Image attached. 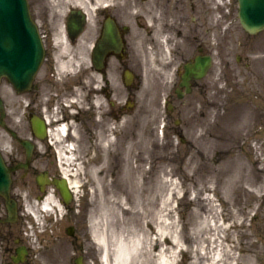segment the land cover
I'll list each match as a JSON object with an SVG mask.
<instances>
[{"label":"flooded vegetation","instance_id":"flooded-vegetation-1","mask_svg":"<svg viewBox=\"0 0 264 264\" xmlns=\"http://www.w3.org/2000/svg\"><path fill=\"white\" fill-rule=\"evenodd\" d=\"M210 1L28 0L45 55L30 87L16 90L7 78L2 83L0 122L14 142L8 161L20 181L21 227L17 238H2L7 262L22 250L19 264H102L91 228L95 208L85 199L78 207L73 189L67 203L62 190L75 178L83 180L84 194L97 189L93 181L101 182L114 168L120 148L126 153L136 127L149 118L141 100L146 103L152 97L147 93L152 64L148 52L161 51L154 35L165 36L164 50L171 57L162 73L172 74V88L159 87L153 94L156 108L163 106L165 128L177 115L176 132L189 146L193 143L185 132L198 127L197 132H207L215 84V43L208 36L214 18ZM186 51L192 53L189 58L176 55ZM198 58L201 66L189 72L187 66ZM174 60L179 62L171 66ZM245 67L252 70L249 63ZM159 82L167 83L162 76ZM68 159L81 165L79 174L77 167L64 174ZM49 194L63 202L66 222L54 242L59 255L51 261L46 257L54 247L48 244L37 250L26 237L24 221L31 205L27 198L43 200Z\"/></svg>","mask_w":264,"mask_h":264},{"label":"rangeland","instance_id":"rangeland-1","mask_svg":"<svg viewBox=\"0 0 264 264\" xmlns=\"http://www.w3.org/2000/svg\"><path fill=\"white\" fill-rule=\"evenodd\" d=\"M225 1V9H217L215 21L212 19L209 22L211 31L208 36L215 43L212 53L215 84L210 95L214 107L208 114L210 127L207 132H197L199 127L197 131L185 132L193 143L189 146L181 141L176 132L177 115H172L167 128L162 127L163 106L156 108L153 94L159 87L170 91L172 82L167 76L170 72L162 73L165 66L163 61H159L156 66L150 63L147 93L149 96L151 94L152 101L147 99L145 103L146 99L141 100L150 116L136 127L133 141L128 145L130 153H123L120 148L119 161L111 171H106L100 190L93 188L90 193L84 194L81 179L76 198L78 207V203L85 199L86 204L93 206L96 211V199L101 202L103 197L112 199L125 192L128 188L125 178L127 161L133 167L144 164L148 172L149 199L154 189L152 179L149 180L150 172H159L161 168L171 171L177 193L171 199L170 206L175 224L171 226L170 220L165 223L166 230L176 235L173 237L175 245L166 254L169 264H195L197 246L204 245L210 252L214 243L205 241V238L219 237L218 233L223 245L230 249L224 256L226 264H264V30L255 35L249 34L241 26L238 1ZM223 16H229L232 28L229 29L226 22L219 23L224 20ZM194 23L197 25V22ZM141 44L145 48L146 62L149 63L146 44ZM147 48L152 49L151 46ZM191 54L186 51L176 55L186 59ZM178 62L174 60L171 66ZM248 63L252 70H246ZM227 64H230V70L225 67ZM159 75L167 83L159 82ZM217 113L225 115L224 118L219 120ZM13 144V140L0 127V145L4 147L2 150L7 161ZM19 184L16 175L12 194L17 200L20 197ZM93 184L97 185L95 180ZM168 191L170 193L165 188L167 199L170 197ZM148 198L144 204L150 212L149 217H152V205ZM27 199L31 203L30 207L36 204V197ZM213 205L219 211L220 229L212 231L207 226L204 232L198 233L199 223L207 221L208 224L211 220ZM59 211L64 213V209ZM39 212L36 213L38 216L30 213L26 215V237L35 244L37 250L51 244L54 248L48 251L46 257V260L51 261L59 255L54 252L59 249L54 242L66 222L61 215L58 219L52 216L54 212L51 218ZM90 212L89 208L88 215ZM6 214L4 200L0 197V218ZM20 227L19 223L7 227L0 224V264L9 260V254L3 251L2 238H17Z\"/></svg>","mask_w":264,"mask_h":264},{"label":"bare ground","instance_id":"bare-ground-1","mask_svg":"<svg viewBox=\"0 0 264 264\" xmlns=\"http://www.w3.org/2000/svg\"><path fill=\"white\" fill-rule=\"evenodd\" d=\"M209 6L210 8L213 7L215 17L216 10L225 9L227 3L225 0H211ZM222 18L225 21L220 20L219 23L226 22L229 25V29L233 27L232 22L228 20L229 16H223ZM213 19L215 21V18ZM164 38L165 36L163 35H154L152 37V40L158 41L161 47L158 56L152 51L149 52V58L153 66H156L155 62L158 63L159 61H163L165 66L169 65L168 61H170L171 57L165 51ZM167 76L168 78H173L170 73ZM149 101L152 100L150 99ZM153 103L154 105H158L154 99ZM217 115L219 120H222L225 116L220 113H217ZM130 150L128 147L126 152L130 153ZM68 161V169L65 170L64 174L67 175L76 167V173L79 174L81 165L73 163L69 159ZM173 177L172 172L166 170V168H161L159 172L151 171L149 180L152 179L154 189L149 199L147 189L148 172L144 168V164H137L133 167L129 161L126 162L125 178L128 184L127 190L122 194L114 196L112 199L103 197L101 202L96 199V215L92 221L91 228L94 241L101 251L102 264H169L166 254L170 251L171 246L175 245L173 237H176V235L166 230L165 223L170 220L171 226L175 224L172 220L173 209L170 208L171 199L177 193ZM96 183L98 190H100L101 182L96 181ZM70 185L75 190V194H78L80 181L77 178L72 179ZM165 188L170 190V193L168 191V195H170L168 199L164 195ZM147 198L152 205V217H149L150 212L144 204ZM35 203L34 206L29 208V213L31 214H36L38 210L49 212L56 207L62 209L61 203L53 194H49L43 200H38ZM211 209L213 215L211 220L208 221V224L207 221L199 223L198 233L204 232V229L208 227L212 231L220 229L219 211L215 205L211 206ZM153 235H157L156 238L153 239ZM218 235L219 237L205 238V241L210 240L214 243L210 252H207V248L204 245L197 246L195 264H226L224 256L230 252V249L221 242L220 233ZM239 264L242 263L239 262Z\"/></svg>","mask_w":264,"mask_h":264},{"label":"water","instance_id":"water-1","mask_svg":"<svg viewBox=\"0 0 264 264\" xmlns=\"http://www.w3.org/2000/svg\"><path fill=\"white\" fill-rule=\"evenodd\" d=\"M242 26L250 33L264 29V0H239ZM44 49L27 0H0V84L3 77L22 89L30 85L43 59ZM2 101L0 97V108ZM12 174L0 152V195L6 200L8 222L17 219L11 197ZM17 260V259H16Z\"/></svg>","mask_w":264,"mask_h":264}]
</instances>
